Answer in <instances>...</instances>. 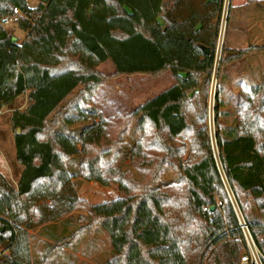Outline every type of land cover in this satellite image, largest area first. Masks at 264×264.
<instances>
[{"label":"trees","instance_id":"trees-1","mask_svg":"<svg viewBox=\"0 0 264 264\" xmlns=\"http://www.w3.org/2000/svg\"><path fill=\"white\" fill-rule=\"evenodd\" d=\"M224 3L39 0L31 7L28 0H0V110L12 108L23 166L17 187L0 171V244L9 251L0 262L41 264L29 254L28 229L35 225L22 223L37 214V225L56 236V222L75 223L72 214L87 204L54 134L70 103L105 83L98 66L107 60L117 74L157 76L170 69L175 83L130 115L146 117L161 147L154 176L134 195L86 206L92 222L81 225L94 223L111 239V255L100 264H238L246 244L227 191L264 253V70L261 82L225 96L227 65L253 47L232 50L224 43L214 135L207 122ZM15 8L23 13L21 43L1 23ZM25 94L28 104L19 108ZM45 199L63 206L47 211ZM80 229L52 239L69 244Z\"/></svg>","mask_w":264,"mask_h":264},{"label":"rangeland","instance_id":"rangeland-1","mask_svg":"<svg viewBox=\"0 0 264 264\" xmlns=\"http://www.w3.org/2000/svg\"><path fill=\"white\" fill-rule=\"evenodd\" d=\"M28 4L35 7L39 0H28ZM20 16H23L21 10L14 14L12 22L5 26L13 30L18 43L26 36V31L21 29L17 22ZM224 43L232 50H247L253 47L227 65V98L230 93H237L243 84L252 85L262 80L264 0H225L216 65L208 96L207 122L213 135L214 96ZM98 70L106 79L105 83L92 96L85 94L75 102L72 101L59 118L58 131L54 134L56 147L71 182L80 198L87 203L72 214L75 223L57 221L55 234L67 235L72 229L79 227H82V230H78L75 238L65 244L56 243L52 239L56 237L54 234L47 236V230L37 225V214L30 215L21 225H35L34 228L28 229L29 254L32 260L41 264H100L108 258L112 245L107 232L94 226V223L88 229L81 225L92 222L86 206L140 192L154 176L159 164L161 147L155 141L152 125L143 115H130L146 100L175 83L171 70L167 69L157 76L117 74L111 60L101 63ZM229 99L228 106L232 108L234 98L231 96ZM27 104V94L16 101L19 108H25ZM11 113L12 108L9 106L0 110V171L16 187L23 166L16 156L14 131L10 124ZM227 195L230 201V195L235 200L232 192L227 191ZM41 203L48 204L47 211L63 206V203L57 204L52 199H45ZM78 216L82 217L79 221ZM8 253L9 251L0 244V259Z\"/></svg>","mask_w":264,"mask_h":264},{"label":"built area","instance_id":"built-area-1","mask_svg":"<svg viewBox=\"0 0 264 264\" xmlns=\"http://www.w3.org/2000/svg\"><path fill=\"white\" fill-rule=\"evenodd\" d=\"M19 12H20V10L18 8H15V10H14L15 15L18 14ZM13 16L14 15L4 16L1 19L2 25L6 26L10 22H12ZM230 197H231V201L234 205L238 221L241 225V229H242L244 239H245V244H246V249H245L244 253L242 254L240 262L238 264H264V253L258 247L256 240L253 237L243 214L241 213V211H239L237 209L235 200H233L231 195H230Z\"/></svg>","mask_w":264,"mask_h":264},{"label":"water","instance_id":"water-1","mask_svg":"<svg viewBox=\"0 0 264 264\" xmlns=\"http://www.w3.org/2000/svg\"><path fill=\"white\" fill-rule=\"evenodd\" d=\"M12 39H13V41H16L17 40V37L14 36ZM204 51L208 53L209 52V48H204ZM214 208H215V206L212 205L211 206V209H214Z\"/></svg>","mask_w":264,"mask_h":264},{"label":"crops","instance_id":"crops-1","mask_svg":"<svg viewBox=\"0 0 264 264\" xmlns=\"http://www.w3.org/2000/svg\"><path fill=\"white\" fill-rule=\"evenodd\" d=\"M17 186H18V185H17ZM17 186H16V187H17Z\"/></svg>","mask_w":264,"mask_h":264}]
</instances>
